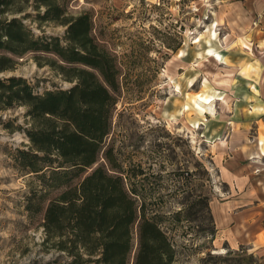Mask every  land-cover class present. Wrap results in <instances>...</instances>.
Here are the masks:
<instances>
[{
	"label": "rangeland",
	"instance_id": "374dc122",
	"mask_svg": "<svg viewBox=\"0 0 264 264\" xmlns=\"http://www.w3.org/2000/svg\"><path fill=\"white\" fill-rule=\"evenodd\" d=\"M70 12L91 14L93 35L119 70L112 129L86 175L104 167L126 178L161 220L174 264H264V4L73 0ZM26 23L36 36L66 34ZM34 57L2 77H22L38 94L75 85ZM25 112L0 111V264H67L43 246L46 208L64 188L48 187L44 165L39 174L23 165Z\"/></svg>",
	"mask_w": 264,
	"mask_h": 264
},
{
	"label": "trees",
	"instance_id": "16d2710c",
	"mask_svg": "<svg viewBox=\"0 0 264 264\" xmlns=\"http://www.w3.org/2000/svg\"><path fill=\"white\" fill-rule=\"evenodd\" d=\"M72 2L0 0V111L25 109L29 127L18 129L31 146L20 159L36 174L43 171L39 165L49 168L48 187L64 188L46 208L43 246L65 254L67 264H174L176 251L161 220L148 216L126 178L104 167L86 175L112 129L119 70L93 35L91 14L73 16ZM31 18L39 26L65 27L66 34L36 36L26 23ZM31 53L38 66L52 67L75 85L38 94L22 77H2ZM106 158L119 168L111 152Z\"/></svg>",
	"mask_w": 264,
	"mask_h": 264
},
{
	"label": "bare ground",
	"instance_id": "6f19581e",
	"mask_svg": "<svg viewBox=\"0 0 264 264\" xmlns=\"http://www.w3.org/2000/svg\"><path fill=\"white\" fill-rule=\"evenodd\" d=\"M214 38H212V39H214L215 41H217L218 39H217V35H216V33H213V35H212ZM208 55H211V56H213L214 54L215 55H217V57L220 59V60H223L222 59V57L218 54V53H216V51H214L213 49H210V50H208V53H207ZM200 100H201V103H203V104H205V105H208V104H211V100H210V98H202V97H200L199 98ZM200 110L202 111V112H206L205 110H204V108H203V106H201L200 105ZM264 145V143H262V146Z\"/></svg>",
	"mask_w": 264,
	"mask_h": 264
},
{
	"label": "built area",
	"instance_id": "2783aa9c",
	"mask_svg": "<svg viewBox=\"0 0 264 264\" xmlns=\"http://www.w3.org/2000/svg\"><path fill=\"white\" fill-rule=\"evenodd\" d=\"M258 1H260L262 4H264V0H258Z\"/></svg>",
	"mask_w": 264,
	"mask_h": 264
}]
</instances>
